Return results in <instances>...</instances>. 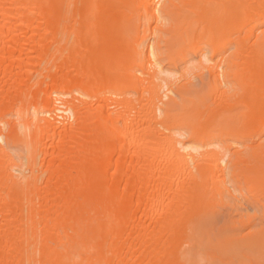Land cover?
<instances>
[{"label": "bare ground", "instance_id": "obj_1", "mask_svg": "<svg viewBox=\"0 0 264 264\" xmlns=\"http://www.w3.org/2000/svg\"><path fill=\"white\" fill-rule=\"evenodd\" d=\"M0 264H264V0H0Z\"/></svg>", "mask_w": 264, "mask_h": 264}, {"label": "rangeland", "instance_id": "obj_2", "mask_svg": "<svg viewBox=\"0 0 264 264\" xmlns=\"http://www.w3.org/2000/svg\"><path fill=\"white\" fill-rule=\"evenodd\" d=\"M198 62V58H194V60L191 62V64L193 63V64H195V63H197ZM184 66L183 65H181V67H180V69L181 68H183ZM178 71V70H177ZM175 72V71H168L167 73H172V72H174V73H177V76H178V74H180L181 73V71L179 70L178 72ZM167 73H165V77H171L172 75H169V74H167ZM173 74V73H172ZM174 75H176V74H174ZM232 200V199H231ZM231 207L229 208V209H224L225 210V212H224V215L225 216H228V215H230V214H232V215H234V217L235 218H238L240 215H243V216H246V215H248V214H250V215H253L254 214V212H255V209L254 208H246V209H244V208H242V209H238V206L236 205V204H234L233 203V201H231ZM235 206H234V205ZM223 210V211H224Z\"/></svg>", "mask_w": 264, "mask_h": 264}]
</instances>
